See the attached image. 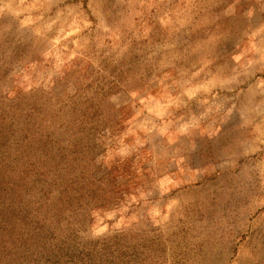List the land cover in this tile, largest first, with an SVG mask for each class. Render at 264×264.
Instances as JSON below:
<instances>
[{
  "label": "rangeland",
  "instance_id": "374dc122",
  "mask_svg": "<svg viewBox=\"0 0 264 264\" xmlns=\"http://www.w3.org/2000/svg\"><path fill=\"white\" fill-rule=\"evenodd\" d=\"M0 264H264V0H0Z\"/></svg>",
  "mask_w": 264,
  "mask_h": 264
}]
</instances>
